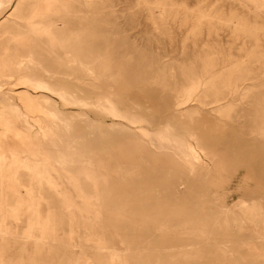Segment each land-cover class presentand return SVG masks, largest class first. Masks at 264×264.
I'll use <instances>...</instances> for the list:
<instances>
[{"label":"rangeland","instance_id":"1","mask_svg":"<svg viewBox=\"0 0 264 264\" xmlns=\"http://www.w3.org/2000/svg\"><path fill=\"white\" fill-rule=\"evenodd\" d=\"M0 264H264V0L0 6Z\"/></svg>","mask_w":264,"mask_h":264},{"label":"bare ground","instance_id":"2","mask_svg":"<svg viewBox=\"0 0 264 264\" xmlns=\"http://www.w3.org/2000/svg\"><path fill=\"white\" fill-rule=\"evenodd\" d=\"M11 2V0H0V6H4V5H7V4H9ZM24 58V57H23ZM29 62V61H28ZM24 78H22V80H23ZM35 81V80H34ZM31 83V82H30ZM35 84H33V83H31V84H33V86L34 87H36V88H38V89H45L44 87H42L41 86V83L39 84V83H36V82H34ZM30 84V85H31ZM54 93V92H53ZM52 94V93H51ZM59 94V93H58ZM57 94V95H58ZM64 94V93H63ZM55 95V94H54ZM59 97V96H58ZM66 97V96H65ZM60 98L63 100V97L62 96H60ZM106 100V99H105ZM71 102H74V101H71ZM77 102H79V101H77ZM36 103V102H35ZM85 105V104H84ZM84 105H83V107H84ZM89 107V106H88ZM93 107V106H92ZM113 108V107H112ZM111 107H108V108H106V112L108 113V114H112V113H114V111H113V109H112ZM91 109H93V108H91ZM41 111V110H40ZM100 111V110H99ZM105 112V111H104ZM43 113V112H42ZM101 113V112H100ZM181 113H182V111H181ZM43 114H47V112L46 113H43ZM49 114H52V113H49ZM49 114H48V117H49ZM54 115V114H53ZM107 114H105V116H106ZM52 116V115H51ZM115 116V115H114ZM49 118H51V117H49ZM53 118V117H52ZM114 118V117H113ZM118 118V117H117ZM54 119V118H53ZM134 119V118H133ZM86 120V119H85ZM129 120V119H128ZM136 120V119H135ZM127 121V120H126ZM134 122V121H133ZM131 123V122H130ZM142 124V123H141ZM131 125H132V123H131ZM66 126V125H65ZM161 126V125H160ZM27 128V127H26ZM182 129V128H181ZM50 131V130H49ZM90 131H91V129H90ZM179 131V127H177V126H175L172 122H164L163 124H162V126L152 135V144L153 145H156V146H158V147H161V148H166V149H168V150H170V149H173V151L175 150L178 154H179V156H178V160L179 161H181V162H183V163H185V164H187L188 166H189V168H192V166H194L193 164H195V163H199V160H201L200 158H198V156L196 155V153H195V151L193 150V149H190L189 147H188V149L185 147V145L183 144V142L180 140V139H178L176 136H175V133L176 132H178ZM51 132V131H50ZM185 132H186V130H185ZM48 133V132H47ZM103 133V132H102ZM104 133H106V132H104ZM42 134V133H41ZM91 134H94V133H91ZM112 134V133H111ZM185 134V133H184ZM186 134H188L187 132H186ZM185 134V135H186ZM96 135V134H95ZM143 135V134H142ZM42 136H44V135H42ZM41 136V137H42ZM50 136V134H47V135H45V139L46 140H48L49 137ZM88 136V135H87ZM87 136H86V138H87ZM90 136V135H89ZM92 136V135H91ZM146 136H149V135H146ZM194 134L193 135H191V133H190V135H189V138H190V140L192 139L193 141H194ZM44 138V137H43ZM101 138H103V137H101ZM188 138V139H189ZM98 139V138H97ZM182 139V138H181ZM85 140V139H84ZM99 140V139H98ZM183 140V139H182ZM44 141V140H43ZM103 141V140H102ZM184 141V140H183ZM186 141V140H185ZM49 142H50V140H49ZM107 142V141H106ZM104 143V142H103ZM113 143V142H112ZM194 143V142H193ZM103 145V144H102ZM101 146V145H100ZM104 146V145H103ZM152 146V145H151ZM197 147H198V145H197ZM200 147V146H199ZM74 148V147H73ZM97 148H99V146L97 147ZM153 148V147H152ZM79 151V150H78ZM199 151V150H198ZM101 152H102V150H101ZM202 153V152H201ZM206 157V156H205ZM72 158V157H71ZM58 159L60 160V162L61 163H64L65 162V160L66 159H64L63 158V156H61V155H58ZM87 159V158H86ZM86 159L83 161V162H85L86 161ZM73 160V159H72ZM68 161V160H67ZM66 161V162H67ZM87 161L89 162V161H91L90 160V158L89 159H87ZM202 161V160H201ZM69 162V161H68ZM72 162V161H71ZM57 163V162H56ZM90 163V162H89ZM77 164V163H76ZM80 164V163H79ZM84 164H87L86 162L84 163ZM84 167V166H83ZM87 167V166H86ZM189 170V169H188ZM134 173V172H133ZM191 174V173H190ZM140 175V174H139ZM131 176H133V175H131ZM135 176V175H134ZM231 225V224H230ZM45 242V241H44ZM178 249V248H177ZM147 251V250H146ZM127 252V251H126Z\"/></svg>","mask_w":264,"mask_h":264}]
</instances>
